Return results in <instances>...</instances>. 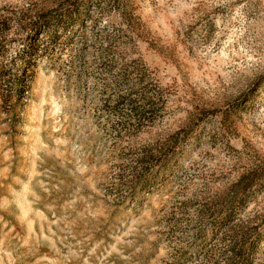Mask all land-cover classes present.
<instances>
[{
    "label": "rangeland",
    "instance_id": "obj_1",
    "mask_svg": "<svg viewBox=\"0 0 264 264\" xmlns=\"http://www.w3.org/2000/svg\"><path fill=\"white\" fill-rule=\"evenodd\" d=\"M0 264H264V0H0Z\"/></svg>",
    "mask_w": 264,
    "mask_h": 264
}]
</instances>
